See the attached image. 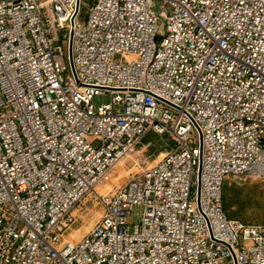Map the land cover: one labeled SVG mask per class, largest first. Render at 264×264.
<instances>
[{
	"label": "built area",
	"instance_id": "built-area-1",
	"mask_svg": "<svg viewBox=\"0 0 264 264\" xmlns=\"http://www.w3.org/2000/svg\"><path fill=\"white\" fill-rule=\"evenodd\" d=\"M152 133L165 158L102 195ZM248 175L264 0H0V264H264V226L225 210ZM88 200L102 217L69 240Z\"/></svg>",
	"mask_w": 264,
	"mask_h": 264
},
{
	"label": "rangeland",
	"instance_id": "rangeland-1",
	"mask_svg": "<svg viewBox=\"0 0 264 264\" xmlns=\"http://www.w3.org/2000/svg\"><path fill=\"white\" fill-rule=\"evenodd\" d=\"M161 8L157 13H161ZM112 101L110 93L96 95L93 105L98 110ZM169 136L150 134L143 145L126 155L110 172L106 185L99 188L102 195L122 187L132 178L156 167L166 156V151L174 146ZM225 210L231 219L245 225L264 226V178L257 176L229 177L224 188ZM141 208L135 212L133 222L140 223ZM103 210L92 200H88L78 214L77 222L68 232L69 240L77 241L89 233L102 217Z\"/></svg>",
	"mask_w": 264,
	"mask_h": 264
}]
</instances>
